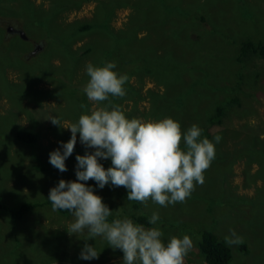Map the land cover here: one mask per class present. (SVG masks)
<instances>
[{
  "label": "rangeland",
  "instance_id": "374dc122",
  "mask_svg": "<svg viewBox=\"0 0 264 264\" xmlns=\"http://www.w3.org/2000/svg\"><path fill=\"white\" fill-rule=\"evenodd\" d=\"M2 1L0 0V3ZM31 1L34 6H39L43 10L58 7L57 1L52 4L51 0ZM107 1L102 0L104 4ZM141 1L137 0V2ZM26 2V0L4 1L3 7L11 8V5L25 7ZM170 2L175 5L174 12L162 13L161 9L152 8L149 0H146L142 9H133L135 15L146 18L142 21L148 29L138 33V37L145 32L147 35V41L141 48L144 55L140 53L138 44L135 56L147 64V61L155 62L152 52L159 54L164 49L168 56H173L177 67L181 69L189 67L191 76L186 75L187 71L176 74L177 80L171 82L169 86L171 92L175 90L185 92L183 107L186 112L183 121L191 118L201 121L199 109H206V101L210 102L207 98L213 101L219 100L218 96L211 95L212 86L236 91L239 107L232 103L234 109L228 110L226 114L227 129L223 135L224 145L214 144L215 156L218 152L221 158H214L211 161L210 167L203 174V184H196L191 193L194 198L190 199V195L185 202H178L168 207H161L149 200L144 210L151 213L158 212L159 223L172 226L158 227L164 234L162 239L165 242L171 236H184L181 232L173 233L177 230L174 229L176 225L184 223L186 228H191V221L203 223L200 227L204 225L224 241L230 230H234L242 237L243 242L240 244L226 243L231 251V260L228 264H264V155L242 157V145L249 139L245 137L247 135L258 136L259 138L252 140V146L261 147L264 151V55L250 53L241 62L237 60L240 40L249 39L253 43L264 44V0H170ZM96 4V0H85L80 3L78 9L62 10L56 19L60 25L54 24V15L51 12H45L47 18L43 20V24L47 28L55 25L61 30L62 25L68 23L93 25L95 15L97 21L101 19V12L96 9ZM35 11L38 12L39 9ZM130 11L129 7L115 8L108 25L113 30L124 28L129 21ZM36 14L40 19L41 13ZM2 21L1 19L0 38L6 41L12 39L14 35L20 38L16 32L6 31L7 25L17 28L19 24L14 25L9 20L2 24ZM179 21L185 23L183 32L178 31ZM24 22L27 25L32 22L28 14ZM39 32V29H33V32L27 31V34L23 32L26 39H20L26 40L28 43L26 46L15 42H11L8 46L0 45L3 59H11L13 62L19 58L22 61L37 60L39 52L45 46L44 40L34 34ZM79 36L81 39L71 46L74 57L78 56V52L73 50L83 44L88 46L91 38H94L92 42L99 40L98 47L101 50L109 46L103 39V32L98 25L95 29L82 31ZM37 45L39 48H36ZM51 58L54 66L61 62L57 56ZM84 62L86 64L90 61L85 59ZM155 63L158 68L162 65ZM83 69L84 66H81L73 78L81 90L87 82L79 83ZM5 75L10 81L16 82L19 71L13 67H6ZM129 81L133 85L136 83L134 76H131ZM251 81L255 83L253 89L250 87ZM39 86L50 88L51 84L44 81L40 82ZM150 89L156 91V94H162L165 88L162 84L154 83L153 80L145 77L140 87V93L145 96L143 100L133 105L130 98L124 100L127 93L124 98L117 97L114 100L129 118L154 119L145 114L151 106L146 95V91ZM51 99L41 95L37 105L26 106L28 114L26 111L11 114L0 134V138L8 143L7 145L0 141V204L17 208L24 202H37V206L27 210L20 218H12L6 211L0 209V264H123L122 251L108 246L103 238L85 240L86 231L78 236L70 235L66 229L74 221L72 214L54 212L51 204L45 202L50 188L56 186L60 179L76 180V155L94 151L80 142L77 133L74 151L65 160L67 171L60 172L50 164V152L57 148L63 151L60 142H67L71 133L64 127L52 132L49 129L52 122L48 118L55 116L62 126L74 123L73 119L68 117L67 111L61 109L64 103ZM86 99L90 110L94 104L87 96ZM110 99L113 100L111 97ZM7 105L9 106V101L1 95L0 126L6 115V111H2L6 110ZM191 105H193L192 112ZM243 109L246 110L244 113L241 111ZM154 112L162 115L155 119L166 117L161 107ZM38 117L44 119L42 126L38 125ZM220 127L215 124L210 125L204 120L203 132L215 134ZM19 128L37 134L36 143L25 145L16 139L14 131L16 133ZM228 129L237 132V136L233 137ZM204 137L202 135V138ZM100 163L105 168L111 166L110 159H100ZM83 183L90 185L95 194L109 205L113 215H122V210L127 213L132 212L128 205L130 201L127 199V190L123 186L115 187L109 183L101 189L94 180ZM187 235L192 240V247L184 258V264H206L196 249L199 238L197 230L188 232ZM85 243L93 245L99 251L98 258L92 260L80 258Z\"/></svg>",
  "mask_w": 264,
  "mask_h": 264
},
{
  "label": "clouds",
  "instance_id": "9594fccd",
  "mask_svg": "<svg viewBox=\"0 0 264 264\" xmlns=\"http://www.w3.org/2000/svg\"><path fill=\"white\" fill-rule=\"evenodd\" d=\"M116 67L114 61L88 62L85 72L89 79L83 91L94 106L68 126H62L55 116L48 118L71 133L67 142H60L63 151L57 148L49 154L50 164L60 172L67 171L65 160L74 151L77 133L80 142L94 151L77 154L76 180L60 179L50 188L47 198L54 212L66 210L74 217L66 229L70 235L86 231L85 240L103 238L108 246L122 251L123 264H184L192 247L188 235L171 236L165 242L158 227H145L127 216L110 220L112 210L90 185L83 183L94 180L101 189L109 183L123 186L129 201L147 206L151 200L168 207L185 202L196 184H203V174L215 158L214 143L202 138V129L195 123L182 131L172 117H127L122 107L110 99L126 94L124 85L128 77L118 73ZM81 108L86 106L82 104ZM214 139L218 142L220 137ZM98 158L110 159L111 166L105 168ZM159 219V213L153 212L148 223L155 225ZM224 239L228 244L243 242L234 230ZM98 256L93 245L84 244L81 259Z\"/></svg>",
  "mask_w": 264,
  "mask_h": 264
},
{
  "label": "trees",
  "instance_id": "16d2710c",
  "mask_svg": "<svg viewBox=\"0 0 264 264\" xmlns=\"http://www.w3.org/2000/svg\"><path fill=\"white\" fill-rule=\"evenodd\" d=\"M4 1L9 2L14 0H3L2 3H0V20H3L2 24L4 22H7L8 20L14 25L19 24L17 29L22 30L25 34H27V31L33 32V29H39L40 32L34 34L44 40L43 42H45V46H43L42 50L39 52L37 60L32 59L29 61H22V59L19 58L13 62L11 59H3L0 54V79L2 81L0 100L1 95H3L4 98L9 101V106L7 105L6 110L2 111H6V115L4 116L3 124L0 126V134L3 132L5 126L7 125L8 117L11 114H13L14 112L26 111L27 105H37V101L41 95H44L45 97L50 99L52 97L51 100L63 102L64 105L61 107V109L63 108V110L65 109V111H67V113L69 114L68 117L72 118L74 123L78 120L79 115L82 112H88L89 103L87 102L86 94L73 81L77 70L81 66H84V69L81 74L82 79L80 77L79 83L82 84L89 79L85 72L87 63L85 64L84 61L86 59L93 64H100L102 61H114L117 66L115 70L120 74H126L128 77V80L124 85L127 96L125 98H121H124V100L130 98L133 105L145 98V96L140 93V87L143 78L146 77L150 80H153L154 83L162 84L165 88L162 94H156V91H154L153 89L146 91V95L148 96V100L152 106L148 108V111L145 113L146 115H150L154 119L162 116L158 112H154V110H156L158 107H161L164 110V116H171L176 118L175 120L180 123L182 131H186L193 123H195L198 126L200 125V128L203 132L204 120H206L210 125L215 124L221 127L215 134H208V132H203L202 135H204L210 141H213L214 144L224 145L223 135L224 131L227 129L225 124V119L227 118L226 114L228 110L231 111L234 109L232 103L238 105L237 107H239L237 92L226 89L225 87L220 88L218 86H212L211 89L213 91L211 95L218 96L217 98L219 100L213 101L211 98H207L210 100V102L206 101V109H199V114L203 123L201 124V121H196L192 118L185 121L182 120L183 115L186 112V109L183 107L185 92L183 90H175L171 92L169 90V86L171 82L177 80L176 74L187 71L186 75L191 76L189 67H185L182 69L177 67L174 64L175 60L173 59V56H168V53L165 52L164 49L159 54L152 52V56L154 57L155 62L162 64L159 66V68L157 67L155 62L147 61V64H145L139 57L135 56V51L138 44L140 45V53L144 55V52L141 48L144 46V42L147 41V35L145 32L140 37H138V33L143 29L146 31H148V29L146 24H144L142 21L146 18L142 15H135L133 13V9H142L146 3V0H142L141 2H137V0H108L105 4L102 2V0H96L97 4L95 7L101 12L100 21L96 20L95 15V21L93 25L68 23L62 25V30L55 27V25H53L51 28H47L44 26L43 20L47 18V16L44 15L45 12H51L54 15V24H59L56 22V19L59 17V13L62 10L68 11L72 9H78L80 3L85 0H51V4L54 1H57L58 7L56 6L52 9L49 7L48 10H43L39 6H34L31 0H26L27 2L25 7L16 6L14 3L13 5H15L16 8L12 5L11 8L3 7ZM149 1L152 4V8L157 7L161 9L162 13L165 11L174 12L175 5H172L170 0ZM125 7L131 8L128 17L129 21H127L124 28L113 30L108 25V22L112 17L113 10L115 8ZM37 8L39 9L38 12L41 13L40 19L36 14L38 12L35 11ZM27 14L31 17L32 20V22L28 25L24 22ZM98 22H100V24ZM97 25L102 30L103 39L109 44V46L101 50L98 47L99 40L92 42L94 38H91L90 42H88V46H85L86 44H83L73 50L74 52H78V56L74 57L71 51V46L73 43L81 39L79 34L82 31H87L91 28L95 29ZM177 25L178 31L183 32L185 29V23L179 21L177 22ZM11 42H15L21 46L28 45L26 40H21L16 35H14L13 38L9 41H6L4 38H0V45L8 46ZM238 44H240L238 47L237 55V60L239 62H241L242 59L250 53L264 55V44L260 42L253 43L249 41V39H242L238 42ZM50 55L52 57L57 56L59 58V61L61 62L54 66L51 63L52 58ZM6 67H13L15 69H18L19 75L16 82H12L6 77ZM131 76L135 77V85H133V83L129 81ZM44 81L51 84L50 88L39 86V83ZM251 82L252 83L250 84V87L251 89H253L255 88V83L254 81ZM13 100H16V102ZM23 101L24 104H22ZM103 103L106 104L107 102ZM113 103L117 104L115 100L113 101ZM82 104L85 105L86 108L82 109ZM192 110L193 105H191V112ZM241 111L244 113L246 110L243 109ZM59 117H61V115H59ZM43 122L44 119L38 117V125L42 126ZM50 124L51 126L49 129L52 132L60 129L59 126L54 125L53 123ZM230 130L232 129H228V132H231V135L233 137H236L238 133L235 131L232 132ZM33 134L21 128H19L16 133L14 131V137L25 145L36 143L38 135ZM216 136L220 137V140L218 142L214 139V137ZM245 137L249 139L245 140L242 145V157L245 155L263 156L264 151L261 149V147L256 148L252 146V140L257 138L258 136L251 137L247 135ZM0 141L4 142V139L0 138ZM6 144L8 145V143ZM183 147L184 145L181 146V148ZM220 158L221 156L217 152L215 159ZM191 198H194L192 194L190 199ZM45 202L51 204L48 199L45 200ZM104 203L109 207L106 202ZM36 204L37 202H24L21 203L17 208H10L8 206H3L0 204V209L6 211L12 218H20L27 210L34 206H37ZM128 205L130 206V209H132V212L127 213L126 211L123 212L122 210V215H112V217H110L109 219L111 220L113 218H116L117 216L121 218L127 216L134 222L143 224L145 227H172L169 224L159 223V221H157L155 225H150L148 221L152 213L151 211L145 212V205L136 201H130L128 202ZM58 211L62 213L68 212L66 210ZM202 224L203 223H195L191 221V228H186L184 226V223L179 224L174 227V229L177 230H175L173 233L177 234L181 232L183 233V235H187L188 232L192 233L194 230H197L199 238L196 242V249L201 254L204 263L228 264L231 260V251L229 246L224 240L220 239L216 235V233L209 230L204 225L200 227Z\"/></svg>",
  "mask_w": 264,
  "mask_h": 264
},
{
  "label": "water",
  "instance_id": "95a60500",
  "mask_svg": "<svg viewBox=\"0 0 264 264\" xmlns=\"http://www.w3.org/2000/svg\"><path fill=\"white\" fill-rule=\"evenodd\" d=\"M12 25H7L6 26V31L9 32V31H12ZM16 33L18 34V36L22 39H26V36L24 35L23 31L22 30H18L16 31Z\"/></svg>",
  "mask_w": 264,
  "mask_h": 264
},
{
  "label": "flooded vegetation",
  "instance_id": "af4514ba",
  "mask_svg": "<svg viewBox=\"0 0 264 264\" xmlns=\"http://www.w3.org/2000/svg\"><path fill=\"white\" fill-rule=\"evenodd\" d=\"M13 27V26H12ZM19 29H17V28H12V31H9L10 33H15L16 31H18ZM36 48H39V46L37 45V47Z\"/></svg>",
  "mask_w": 264,
  "mask_h": 264
},
{
  "label": "bare ground",
  "instance_id": "6f19581e",
  "mask_svg": "<svg viewBox=\"0 0 264 264\" xmlns=\"http://www.w3.org/2000/svg\"><path fill=\"white\" fill-rule=\"evenodd\" d=\"M10 33V32H9Z\"/></svg>",
  "mask_w": 264,
  "mask_h": 264
}]
</instances>
